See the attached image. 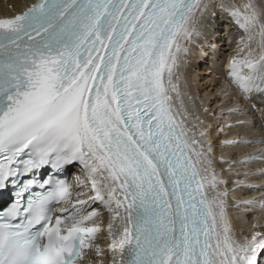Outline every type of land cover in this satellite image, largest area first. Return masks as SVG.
I'll return each mask as SVG.
<instances>
[{"label":"snow or ice","instance_id":"6c2138e0","mask_svg":"<svg viewBox=\"0 0 264 264\" xmlns=\"http://www.w3.org/2000/svg\"><path fill=\"white\" fill-rule=\"evenodd\" d=\"M220 14L244 33L227 77L264 97V0H35L0 18V264H264V232L234 228L212 137L243 111L264 125V107H205L206 123L179 74ZM220 159L264 164V150ZM76 166L75 184L61 178ZM236 174L264 187L246 182L264 167Z\"/></svg>","mask_w":264,"mask_h":264},{"label":"bare ground","instance_id":"6f19581e","mask_svg":"<svg viewBox=\"0 0 264 264\" xmlns=\"http://www.w3.org/2000/svg\"><path fill=\"white\" fill-rule=\"evenodd\" d=\"M34 2L35 0H0V18L19 14L25 6H30ZM234 2L243 3L245 0H234ZM242 35L244 33L230 17L220 14L206 21L203 34L188 45L189 52L185 54L183 64L179 69L181 83L187 103L189 106L195 105L199 110L198 114L206 123L216 124L218 121L212 111L208 113L202 111L205 107L215 110L217 114L222 103H227L228 107L235 106L241 109H249L253 105H256L257 108L264 107V97L258 95L252 99L242 97L227 77L228 67H224V64L237 54V42ZM222 89H226V95L221 93ZM239 120L247 123L243 126L237 125L236 121ZM229 124L233 127L228 128ZM221 127L224 128L223 134L219 129L212 132L216 149L214 166L217 173L229 181L227 185L230 192L229 211L234 228L241 238L244 235H250L253 230L264 232V205L237 204L241 200L259 198L260 194L264 193V187L258 193L248 188H237L235 185L237 179H245L243 175L237 176V172L243 173L250 169L255 171L264 167V164L257 162L253 165L238 166L229 170L228 163H224L220 159L222 155L229 160L239 159L245 153L264 150V144L261 143L241 145L237 148L222 147L221 143L225 139L260 140L264 138V125L261 124L260 115L258 112L243 111L226 119ZM69 172L71 173L70 183L75 184L76 177L82 175L81 169L76 166L70 168ZM246 182L261 185L264 184V177H249ZM106 220L107 213H105ZM253 224L257 225L255 229L252 228Z\"/></svg>","mask_w":264,"mask_h":264},{"label":"rangeland","instance_id":"374dc122","mask_svg":"<svg viewBox=\"0 0 264 264\" xmlns=\"http://www.w3.org/2000/svg\"><path fill=\"white\" fill-rule=\"evenodd\" d=\"M228 63H229V62H228ZM228 63H225V64H224V65H225L224 67H226V68H227V67H228V65H227ZM226 68H225V69H226ZM227 69H228V68H227Z\"/></svg>","mask_w":264,"mask_h":264}]
</instances>
